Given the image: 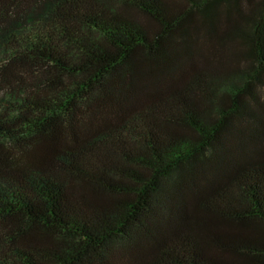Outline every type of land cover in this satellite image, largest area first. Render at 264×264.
Returning a JSON list of instances; mask_svg holds the SVG:
<instances>
[{
	"label": "trees",
	"instance_id": "obj_1",
	"mask_svg": "<svg viewBox=\"0 0 264 264\" xmlns=\"http://www.w3.org/2000/svg\"><path fill=\"white\" fill-rule=\"evenodd\" d=\"M0 264H264V0H0Z\"/></svg>",
	"mask_w": 264,
	"mask_h": 264
}]
</instances>
